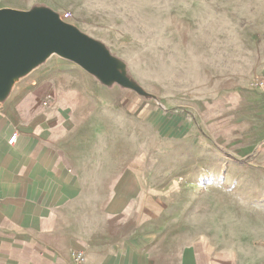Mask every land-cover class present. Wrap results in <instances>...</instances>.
Segmentation results:
<instances>
[{"label": "crops", "instance_id": "obj_1", "mask_svg": "<svg viewBox=\"0 0 264 264\" xmlns=\"http://www.w3.org/2000/svg\"><path fill=\"white\" fill-rule=\"evenodd\" d=\"M91 75L48 63L0 99V264H264L255 89L248 129L161 119L139 162L134 107L102 102Z\"/></svg>", "mask_w": 264, "mask_h": 264}, {"label": "rangeland", "instance_id": "obj_2", "mask_svg": "<svg viewBox=\"0 0 264 264\" xmlns=\"http://www.w3.org/2000/svg\"><path fill=\"white\" fill-rule=\"evenodd\" d=\"M42 7L109 52L117 78L102 81L90 74L97 89L111 92L102 102L134 107L139 162L155 142L154 131L159 133L156 121L180 119L204 135L209 124L233 133L249 128L248 117L239 115L249 91L255 89L264 108L256 86L264 79V0H0V8ZM48 63L89 73L59 52L31 71ZM41 98L55 99L44 94L28 101Z\"/></svg>", "mask_w": 264, "mask_h": 264}, {"label": "water", "instance_id": "obj_3", "mask_svg": "<svg viewBox=\"0 0 264 264\" xmlns=\"http://www.w3.org/2000/svg\"><path fill=\"white\" fill-rule=\"evenodd\" d=\"M51 52L64 54L102 81L117 78L109 52L52 9L0 8V99L14 84L8 79L29 73Z\"/></svg>", "mask_w": 264, "mask_h": 264}, {"label": "built area", "instance_id": "obj_4", "mask_svg": "<svg viewBox=\"0 0 264 264\" xmlns=\"http://www.w3.org/2000/svg\"><path fill=\"white\" fill-rule=\"evenodd\" d=\"M257 86L260 89L261 93L264 95V79H261L257 82ZM45 104L47 102H44ZM16 139V135H13L9 139V143H13V141ZM70 264H85V255L84 252L81 250H76L73 252V260Z\"/></svg>", "mask_w": 264, "mask_h": 264}, {"label": "bare ground", "instance_id": "obj_5", "mask_svg": "<svg viewBox=\"0 0 264 264\" xmlns=\"http://www.w3.org/2000/svg\"><path fill=\"white\" fill-rule=\"evenodd\" d=\"M19 75H15L13 77H11L10 79H8L9 82H15L18 79Z\"/></svg>", "mask_w": 264, "mask_h": 264}]
</instances>
